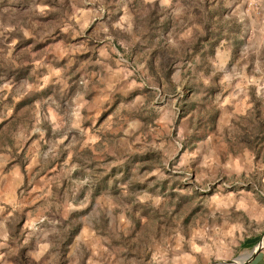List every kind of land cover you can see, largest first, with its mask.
Returning <instances> with one entry per match:
<instances>
[{"label": "rangeland", "instance_id": "374dc122", "mask_svg": "<svg viewBox=\"0 0 264 264\" xmlns=\"http://www.w3.org/2000/svg\"><path fill=\"white\" fill-rule=\"evenodd\" d=\"M263 234L264 0H0V264H264Z\"/></svg>", "mask_w": 264, "mask_h": 264}, {"label": "crops", "instance_id": "0c3cea01", "mask_svg": "<svg viewBox=\"0 0 264 264\" xmlns=\"http://www.w3.org/2000/svg\"><path fill=\"white\" fill-rule=\"evenodd\" d=\"M13 176L14 181H11L10 178ZM23 173L21 172V170H19V168H11L10 170H7L1 177L5 178V182L3 184H5L4 186H8L10 192H13V190H15L20 184L22 179L20 180V178H22ZM9 181H7V180ZM19 179V185H17ZM7 235V233H5V236ZM5 236H3L2 238H0L1 240H5ZM246 241V240H245ZM242 242L243 246H245L246 244H244V242ZM3 242V241H2ZM247 242V241H246ZM2 245V243L0 244ZM0 249H3V247L0 246ZM5 251L2 250V252H0V259L4 256Z\"/></svg>", "mask_w": 264, "mask_h": 264}, {"label": "water", "instance_id": "95a60500", "mask_svg": "<svg viewBox=\"0 0 264 264\" xmlns=\"http://www.w3.org/2000/svg\"><path fill=\"white\" fill-rule=\"evenodd\" d=\"M264 238V234L262 235V240ZM262 248V241L257 242V244L252 248L250 254L248 256H245L241 259L232 260V261H226V262H218L217 264H246L249 261H251L259 252V250ZM238 261V262H237Z\"/></svg>", "mask_w": 264, "mask_h": 264}, {"label": "trees", "instance_id": "16d2710c", "mask_svg": "<svg viewBox=\"0 0 264 264\" xmlns=\"http://www.w3.org/2000/svg\"><path fill=\"white\" fill-rule=\"evenodd\" d=\"M201 28H207V26L206 25H204L203 26V24H202V26H201ZM22 70H18L17 72H21ZM165 76H167V74H165ZM167 78V77H166ZM260 129H261V127H260ZM248 147V146H247ZM249 148V147H248ZM253 245L254 244H252V245H250V246H248L247 248H251V247H253ZM16 264H27V261H25V260H23L22 258H18L17 259V261H16Z\"/></svg>", "mask_w": 264, "mask_h": 264}, {"label": "bare ground", "instance_id": "6f19581e", "mask_svg": "<svg viewBox=\"0 0 264 264\" xmlns=\"http://www.w3.org/2000/svg\"><path fill=\"white\" fill-rule=\"evenodd\" d=\"M234 264V263H233Z\"/></svg>", "mask_w": 264, "mask_h": 264}]
</instances>
